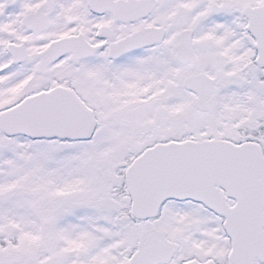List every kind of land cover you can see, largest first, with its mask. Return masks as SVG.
I'll list each match as a JSON object with an SVG mask.
<instances>
[{"label":"snow or ice","instance_id":"snow-or-ice-1","mask_svg":"<svg viewBox=\"0 0 264 264\" xmlns=\"http://www.w3.org/2000/svg\"><path fill=\"white\" fill-rule=\"evenodd\" d=\"M0 264H264V0H0Z\"/></svg>","mask_w":264,"mask_h":264}]
</instances>
